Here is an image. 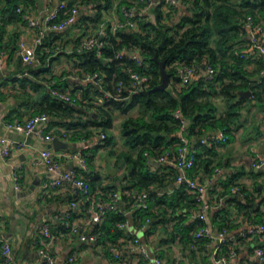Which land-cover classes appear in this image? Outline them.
<instances>
[{
    "label": "crops",
    "instance_id": "1",
    "mask_svg": "<svg viewBox=\"0 0 264 264\" xmlns=\"http://www.w3.org/2000/svg\"><path fill=\"white\" fill-rule=\"evenodd\" d=\"M61 1L39 0L35 7L28 9L22 7L30 19H35L41 17L44 10L54 9ZM4 9L5 5L1 4L0 51H4L5 55L0 71V139L24 143V147L15 150L10 157H4L2 155L4 146L0 144V255L2 244L9 243L15 264H39L42 261V252L46 249H49L56 264H153L141 260L137 253L130 250V244L127 245L125 239H119L117 244H113L111 240L104 238L102 245H93L81 242L76 235L65 232L64 216L71 211L76 214L72 215L71 222L85 230L83 221L89 216L90 203L80 201L76 208L71 209V202L77 198V189L69 182H64L58 189L51 192H43V184L56 178L57 173H51L45 166L35 163L40 152L49 148L62 155L59 174L75 170L84 176L79 160L69 157L72 153L81 152L86 159L90 160L86 171L92 176L88 179L91 181L94 178H101V185L92 193L94 200H109L110 193H104V188L114 185L120 187L123 183L127 171L122 164L117 165V157L110 155L109 149H114L116 152L128 151L123 143L122 124L128 116L136 117L138 109L131 110L127 115L120 112L113 114V128L108 131V135L113 136L114 142L109 148L103 147L102 132L99 130L94 129L92 136L84 138L82 134L84 129H80L81 134L76 135L78 129L74 130L68 125L58 124L60 121L52 118L50 112L46 110L45 102V97L51 95L49 85L54 82L72 96L85 98L82 104L70 106L73 112L71 118L65 120L66 123L73 124L72 121H78L79 118L89 121L97 117L96 112L99 113V111L95 106H103L104 99L93 90H88L91 83L84 81V75L88 72L81 69L78 57H75L71 51L82 35L98 32L100 27L109 20L123 21L121 8L116 2L112 9L104 13L102 21L93 23L82 21L91 13L93 17L95 16L92 7L84 4L83 11L74 26L62 33L47 32L45 34L43 44L37 51L38 61L30 64L23 62L18 52L19 43L24 41L27 45H33L36 30L29 26V22L17 12V9L16 13L19 17L6 22L7 15ZM184 16L186 11L179 9L177 13L169 17V26L176 27ZM147 21H156L154 11L147 15ZM248 40L250 41L249 35L243 40L242 51L249 50L250 45L246 43ZM58 43L66 51L49 59L44 52L45 48ZM260 65L259 60L251 61L248 68L251 73L257 71V74L260 73L263 77L264 69L262 70ZM96 86L101 93H105V98H110V94L104 92L103 86L100 84ZM243 92L245 91L240 92V98L245 101L238 106L240 116L230 141L216 147L211 155L205 157L212 162L209 171L198 169L196 175H192L195 178L191 177L190 172L187 175L188 178L206 185L204 200L212 205L207 217L208 226L213 234L220 231L219 221L214 222L213 218L215 214L223 210L228 211L225 217L231 235L247 230L252 224L264 223V165L259 167L258 160L259 157L264 158V104L254 100L252 94L250 97H242ZM222 112L221 106L219 113ZM42 113L48 115V120L44 124L45 134H51L54 139L59 138L69 143V150L61 149L56 152L54 147H50L53 142L48 143L34 134L27 136L7 128V125L15 120L25 122ZM217 132L218 130L209 131L206 135ZM73 136L77 138L75 141L72 140ZM198 141L199 139L196 138L190 140L191 146L196 147L199 152ZM247 150L255 156L247 155ZM151 165L153 169L165 171L166 174H170L172 170H175L177 175L181 174L179 169L159 163L158 159H155ZM16 174L19 176V188L16 186ZM230 180L234 182L233 187L228 189L231 194L221 196L225 191L223 184ZM236 185L240 186L235 187ZM180 186L175 180L164 192L172 193ZM240 187H244L246 191L244 194L241 193ZM247 195H250L253 200L251 206L249 209L239 207V202L247 206L249 202L245 197ZM233 199H236L238 203L231 202ZM125 205L127 204L121 201L122 210L126 208ZM132 212V210L128 212L129 218L132 217ZM199 212L200 210L190 211V220L197 219ZM223 218L222 213L220 221ZM102 223L100 225H103ZM45 224L49 225L54 236L52 241L43 235ZM96 227L92 226L89 230ZM164 239H166L165 232L160 225L148 242L163 264H215L212 257L213 246L208 243L194 248L189 244L181 243L178 239L175 243L163 242ZM261 245H264V237L243 240L240 243L238 255L231 259L229 264H259L255 251ZM112 247L120 249L123 255L121 261L110 256ZM72 258L74 261L71 262Z\"/></svg>",
    "mask_w": 264,
    "mask_h": 264
},
{
    "label": "trees",
    "instance_id": "2",
    "mask_svg": "<svg viewBox=\"0 0 264 264\" xmlns=\"http://www.w3.org/2000/svg\"><path fill=\"white\" fill-rule=\"evenodd\" d=\"M67 1L70 5L81 1L91 6L95 16L93 17L91 13L82 21L93 23L102 21L104 13L112 9L116 2L119 8L130 4L129 0ZM184 1L189 8L186 16L174 28L170 27L169 23H163V13L157 8L153 10L156 21H141L140 32L123 30L113 34L109 31L106 46L100 56L96 52L74 53V56L78 57L81 69L88 73H98L100 86L104 87V92L110 94V98L107 99L105 93H101L96 85L88 86V90H93L104 99L103 106H95L99 113L96 112L97 117L94 120L79 118L78 121H72L73 124L66 123L65 120L71 118L73 109L51 95L45 97L46 110L50 112L52 118L60 121L58 124L78 129L76 135L81 134L80 129H84L82 133L84 138L92 136L94 129L99 130L106 136L103 147L109 148L114 142L113 136L108 135V131L113 128V114L120 112L127 115L131 110L138 109L136 117L128 116L122 124L123 143L128 151L116 152L109 149L110 155L117 157V165L122 164L127 174L120 187L114 185L104 188V193L110 195L119 192L121 201L127 205L124 210L120 207L118 213H109L103 225L94 229L95 233L100 234L97 245H102L104 238L111 240L113 244H117L119 239H125L127 245L135 238H139L129 229L118 227V224L123 222H128L130 226L128 216L130 210L133 211L134 226L138 230L146 226L142 232L147 243L161 225L166 236L163 242L175 243L178 239L181 243L194 248L200 244H207L208 241L197 240L194 236L204 222L198 218L194 221L189 218L190 211L200 210V202L196 195L184 184L174 189L172 193L164 192L177 180L178 175L175 170L166 174L165 171L153 169L151 164L164 155L170 157L177 155L180 133L185 123L187 127L184 132L189 142L192 138L200 141L206 132L213 130L222 131L229 137V142L239 120L238 106L245 101L241 100L240 92L249 90L254 100L264 104V77L260 73L257 74V71L250 72L248 66L253 60L242 57L247 51H242L241 48L244 38L249 35L245 27L246 19L252 17L256 23L264 22V0ZM38 2L39 0H0V5H5L4 13L7 15L5 21L11 22L19 17L16 13L19 6L28 9L35 7ZM246 43L250 44V41ZM122 50L139 53L140 61H130L127 57L122 61L117 60L115 56ZM155 55L166 61V70L170 74V87L164 91H154L162 82L160 67L153 61ZM257 60L263 70L264 58L259 57ZM202 65L215 69L216 73L212 79L206 78V68L202 69ZM178 67L196 68L197 76L187 87H178L179 79L176 76ZM135 73L147 77L148 81L142 91L132 93L134 83L132 75ZM120 83L124 85L122 97L125 99L116 100L114 96L118 95ZM216 97H220L225 106L222 113H219L221 105L216 103ZM79 99V104L85 101V98ZM72 138L73 141L77 139L74 136ZM199 141V152L196 147L191 146L197 152L195 167L190 171L193 178L195 177L192 175H196L198 169L209 171L212 162L205 157L220 146L210 148L201 145ZM86 160L88 164L90 160L88 158ZM83 175L87 177L85 180L89 183L92 195L93 190L101 185V178L90 181L88 178L92 174L84 171ZM233 183L230 180L223 184L225 191L221 196L231 194L228 189L233 187ZM240 190L242 194L246 192L244 187H240ZM142 191L151 193L147 210L134 208L136 196ZM245 197L249 201L247 206L238 203L236 199L231 202L249 209L253 200L250 195ZM155 207L157 209L154 210ZM227 212L219 211L213 221H219L220 230L229 232L225 217ZM222 213L224 218L220 221ZM71 215L76 214L71 211ZM147 219L150 221L146 222ZM109 254L111 255L110 252Z\"/></svg>",
    "mask_w": 264,
    "mask_h": 264
},
{
    "label": "built area",
    "instance_id": "3",
    "mask_svg": "<svg viewBox=\"0 0 264 264\" xmlns=\"http://www.w3.org/2000/svg\"><path fill=\"white\" fill-rule=\"evenodd\" d=\"M129 5H123L121 7V12L124 16L123 21H113L109 20L108 23L100 27L98 32L86 33L82 35L76 46L71 51L72 53H87L96 52L99 56L102 54L103 49L106 46V39L108 38V32L113 34L118 33L123 30H133L140 32V22L147 21V15L151 13L155 8L161 9L163 13V23H169V17L174 15L179 11V9H184L187 11L189 5L186 4L184 0H129ZM84 4L81 1H76L70 5L69 1L62 0L58 5L51 10H44L42 16L30 19L28 14L24 11L22 6L17 8V12L20 13L25 20L29 22V26L36 30V37L33 45H27L24 41L19 43L18 52L22 57L25 64H30L38 61L37 51L38 48L43 44V38L47 32H57L62 33L67 31L69 28L77 23L78 17L83 11ZM245 27L248 31L250 38V48L242 57L256 61L257 58H264V22L256 23L252 17H248L245 21ZM66 50L61 44H55L51 47L45 48V54L50 58L55 57ZM131 53V55H130ZM241 53V52H239ZM5 55L4 51H0V71L3 67V57ZM128 58L130 61H140L139 53L133 51L122 50L117 52L115 58L117 60H124ZM206 78L212 79L216 73L215 69L208 67L205 69ZM176 76L179 79V88H184L189 85L196 75V68H186L178 67ZM264 77V72H263ZM133 90L132 93L140 92L144 89L148 78L141 76L139 74H133ZM84 81L99 85L100 76L98 73H86L84 75ZM124 85L119 84L118 95L114 99H125L122 97V92ZM49 93L52 97L60 101L66 106L76 105L80 99L72 96L65 91L64 88L57 86L56 83H51L49 85ZM1 100V97H0ZM48 120V115L42 113L35 115L34 117L28 119L25 122H20L15 120L13 123L7 125L8 129L15 130L19 133H23L27 136L34 134L41 140L52 143L54 137L51 134H45L44 124ZM40 125V126H39ZM42 125V126H41ZM187 125L183 126V131L180 133V146L177 151V155L170 157L169 155H164L158 159L159 163H165L173 166L181 171L178 175L177 181L180 185L184 184L188 189L196 195L198 201L200 202V212L198 214V219L204 222V225L195 233V239L206 240L212 248V257L215 264H229L230 260L235 258L239 253L240 243L243 240L263 238L264 237V223L252 224L247 230L237 234L231 235L227 230H220L217 234H213L208 226L207 213L211 210L212 205L210 202L204 200V195L207 191L206 185L193 179L188 178V173L195 167L196 162V151L191 147L189 138L184 132ZM106 136L101 135V140H105ZM229 137L225 135L222 131L217 133H210L204 135L200 139V144L207 147H215L228 142ZM0 144L4 146L2 150V155L4 157H10V155L15 151L22 149L24 143L9 141L7 139H0ZM62 155L55 153L52 149H45L40 152L37 156L35 163L38 165H43L51 173H57V177L45 182L42 186L43 192L48 193L53 190L58 189L64 182H69L75 185L77 191V198L71 202V209L78 206L80 201H87L90 203L88 212L89 216L83 223L86 227L82 230L78 224L71 222V212L67 213L64 217L66 220L64 230L70 234L76 235L81 242L90 243L93 245L97 244L100 234L95 233L94 229L89 230L92 226L100 225L106 216L111 213L120 212L121 195L119 192H114L110 195L108 201L102 199L94 200L92 199L91 190L89 183L81 176L80 172L71 170L68 173L59 174V169L61 167ZM71 158H76L79 160L80 168L84 171L88 170V164L86 158L81 152L72 153L69 155ZM259 167L264 165V158L259 157ZM19 176L16 174L17 188ZM151 193L147 191H142L137 194L134 208H139L147 210L148 200ZM150 220L147 219L146 222ZM119 229H129V223L123 222L118 224ZM146 228L143 226L139 231ZM43 235L49 241L54 239L53 234L50 231L49 225L45 224L43 226ZM130 250L137 253L141 260H146L153 262L147 253L145 245L141 242L139 238H135L130 243ZM111 257L117 261H121L123 255H120V249L117 247H112L110 249ZM256 256L259 260V264H264V245L259 246L256 251ZM42 261L39 264H56L55 258L51 255L49 249L42 252ZM74 261V259H70ZM155 264H163L160 257H156L154 260ZM0 264H15V259L12 254V248L9 243H3L1 246Z\"/></svg>",
    "mask_w": 264,
    "mask_h": 264
},
{
    "label": "water",
    "instance_id": "4",
    "mask_svg": "<svg viewBox=\"0 0 264 264\" xmlns=\"http://www.w3.org/2000/svg\"><path fill=\"white\" fill-rule=\"evenodd\" d=\"M131 55V53H130ZM153 61L156 62L159 67H160V72L162 76V82L160 85L156 86L154 88V91H164L170 87V74L166 70V61H162L158 58V55H155L153 58ZM206 66L202 65V69H205ZM251 91H245L242 93V97H250L251 96ZM50 147H54L56 152H59L61 149L63 150H69L70 145L69 143H65L61 141L59 138H55L53 140V143L50 145Z\"/></svg>",
    "mask_w": 264,
    "mask_h": 264
},
{
    "label": "rangeland",
    "instance_id": "5",
    "mask_svg": "<svg viewBox=\"0 0 264 264\" xmlns=\"http://www.w3.org/2000/svg\"><path fill=\"white\" fill-rule=\"evenodd\" d=\"M215 100H216V103H218V105H221L222 106L223 111H224L225 110V108H224L225 106H223L224 104H222L223 103L222 99L220 97H216ZM246 153H247V155H249L251 157H254L255 156V154H253L249 150H247ZM129 220L131 221L130 222V230L132 231V233L136 234L139 237V239L141 240V242L145 245V247L147 249V253L149 254L150 258L153 261L152 263L155 264L154 260L156 258V255L154 253V249L151 246H149V244L147 243L146 238H145V234L142 231H139L134 226L133 218L130 217Z\"/></svg>",
    "mask_w": 264,
    "mask_h": 264
}]
</instances>
